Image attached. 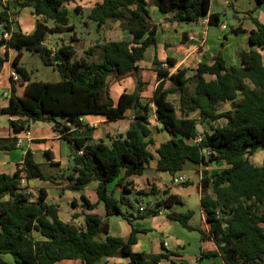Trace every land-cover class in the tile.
<instances>
[{
  "label": "trees",
  "instance_id": "obj_1",
  "mask_svg": "<svg viewBox=\"0 0 264 264\" xmlns=\"http://www.w3.org/2000/svg\"><path fill=\"white\" fill-rule=\"evenodd\" d=\"M70 1H6L0 12V24L2 35L10 33L11 36L9 39L2 36L0 46L17 51L13 68L21 76L19 83L25 85V90L18 94L17 82L13 80L10 103L0 108V114L13 117L10 124L15 133L29 130L32 121L53 122L63 139L75 149L68 188L82 190L97 180L99 201L91 203L86 198L85 201L90 211L103 201L107 213L105 216L86 213L85 226L80 227L60 218L58 206L46 201L44 190L35 199L22 184L23 177L47 179V176L34 152L28 149L23 169L18 168L13 174L0 173V264H59L66 259L97 264L105 258L126 260L106 264H160L163 260L169 264H185L179 260L178 252L149 255L135 251L133 246L140 231L136 228L129 238L109 233L112 215H121L133 222L132 216L122 211L121 200L109 191L108 184L118 179L123 169L125 175L119 178L118 184L143 175L153 159L152 102L157 119L172 135L156 149L159 170L175 176L188 161L206 166L223 161L227 167L221 172H208L202 180L201 207L210 225L208 232L190 223L194 210L174 209L176 205H184L183 199L167 189L162 192L164 197L158 203L159 208H150L151 214L157 215L165 208L170 219L189 230H198L203 241H214L217 250L203 251L202 258L221 256L225 264H264V160L261 165L251 160L259 150H264V55L260 51L264 50V23L252 17L253 27L231 28L235 34L248 33L253 45L249 51L239 53L241 66L228 65L223 54L218 53L213 63H200L194 74L188 76V68L172 72L177 63L175 58L161 61L156 56L153 67L159 83L151 101L144 102L148 83L139 74L138 62L149 47H157L160 29L152 21L151 4L165 15V21L187 24L207 17L212 0L97 2L85 20L96 22L97 30L109 21L120 22L131 38L107 40L89 48L84 57H77V49L72 44L53 50L44 43L49 34L76 30V25L70 24L67 8ZM258 2L264 4V0ZM11 7L17 10L32 7L37 16H42L32 33L16 27L8 12ZM209 22L220 24L221 14L211 13ZM72 40H76L74 36ZM96 47L103 51L98 61L90 59ZM24 49L40 53L45 64L59 71L61 79L57 82L32 79V73L20 65ZM8 50L5 57H0V69L8 58ZM130 73H135L136 88L132 93H122L115 103L110 79H121ZM191 83H195L194 91L188 93ZM176 93L180 95L179 108L170 99ZM227 102L232 103L231 109L221 111L220 106ZM129 110L135 112L129 130L125 134L109 135L111 143L72 136V130L83 125L85 115H103L109 121H116L126 118ZM195 112H199L198 117L192 116ZM220 119L226 123L214 124ZM199 124L203 131L199 130ZM17 143V136L7 144L0 138V150H12ZM190 184V181L184 183ZM125 189L129 191L126 185ZM141 213L142 217L146 216L145 212Z\"/></svg>",
  "mask_w": 264,
  "mask_h": 264
},
{
  "label": "crops",
  "instance_id": "obj_2",
  "mask_svg": "<svg viewBox=\"0 0 264 264\" xmlns=\"http://www.w3.org/2000/svg\"><path fill=\"white\" fill-rule=\"evenodd\" d=\"M6 1L7 0H0L1 7H3L0 9V12L4 9ZM102 1L103 0H71L68 2L67 8L69 10L70 20L74 21L70 22V24H75V20H85L86 15L90 13L94 5L97 2ZM77 7L79 10H77ZM263 7L264 4L259 5L260 15L257 17L262 23H264V18H262ZM150 11L152 21L158 24L160 29L157 34V47H149L146 51L145 57L138 62L139 74L141 75L142 79L149 84L147 90H145L143 93L144 102L151 101V98L154 96L155 89L159 83L157 73L153 68V61L156 56H158L161 61H165L168 57L175 58L177 63L175 67L172 68V72H175L179 68H188L189 71L187 75L191 76L194 74L200 63H213L214 57L218 53L223 54L228 65L241 66L242 62L239 53L242 51H249L253 47L249 41L248 33H232L231 28H233V26L231 27L226 19L222 17V15L220 24H210L209 15L213 13L211 9L207 17L201 19L198 22H193L195 25L194 29H198H193L191 31L184 27V23L179 24L165 21V15L152 4L150 6ZM8 12L11 15V20L15 21L18 27L27 34L32 33L36 29L38 20L42 19V16H37L34 13V9L32 7H26L20 10L11 7ZM237 18L240 19L238 16ZM224 23L227 24V29L222 27ZM49 24L52 25L51 22H49ZM248 27H253V25ZM13 28H15V26H13ZM0 29L1 39L3 36V28L1 24ZM125 32L128 34H125L123 39H130L131 34L128 31ZM184 34H186L185 39H183ZM55 37H57L56 34H49L44 42L46 46L53 50H56L63 45L60 44L57 46ZM192 37L195 39H192ZM53 44L56 46H53ZM65 44L74 45L73 43L68 42H65ZM7 50L8 49L6 46H0V57H5L7 55ZM260 51L262 52L261 49ZM148 54H152L149 59L147 57ZM16 55L17 51L9 49L8 58L0 69V108L7 107L10 103V94L13 85L12 73L14 72L13 60ZM24 55L25 52L23 50V57ZM147 71L151 72L149 77L146 76ZM130 74L135 75V73ZM126 76L121 79L114 78L116 84L113 88H111V94L115 103H118L122 93H132L136 88L134 82L135 80H132L133 82L130 85V82L125 80ZM16 86L18 89L17 93L22 94L25 90V85H20L18 81ZM151 89H153L152 94ZM226 104L229 105H226L228 107L226 110L231 109L232 103L227 102ZM151 106L153 107V112L151 116L150 128L153 133L154 144L151 145L150 148L154 153V157L147 164L143 175L132 176L128 180H124L122 183L118 184L119 178H122L125 175V169H123L120 177L108 184L109 191H111V193H113L118 199L125 192L137 194L140 192H143L142 194L156 193L157 195H162V192H164L166 189L170 190L172 193L180 195L178 188L185 186L184 183L190 181V185H197V192L201 205V197L203 194V178L208 174V172L216 173L221 172L222 170L216 171L214 168L215 163L206 166L204 164H195L190 161H188L185 164L184 169L175 176H173L168 171L159 170L157 168L159 155L157 154L156 149L161 143L170 140L172 135L165 128L164 124L157 119L155 110L156 107L153 102L151 103ZM198 114L199 112H195L192 114V116L198 117ZM134 117L135 112L133 110H129L127 112L126 118L116 121H109L103 115H85L82 118L83 125L79 128H74L72 130V136H85L90 137L93 142L105 140L107 143H111L108 136L125 134L129 130ZM11 119H13V117L10 115L0 114V138L2 139V143H9L11 138L14 136H17L18 139L21 138L23 141L20 145H17V147L12 150H0V173H15L19 166L24 163L27 150L31 149L34 152L35 159L42 164L44 174L47 176V179H25L23 184L28 188V192L33 194L35 199H37L44 190L47 195L46 201L49 204L58 206L60 218L65 222L73 223L80 227L85 226L86 213H97L101 216H105L107 213V208L103 201L99 202L97 208L91 211L88 210V206L85 201V198L91 203H96L99 201V182L97 180L92 181L82 190H72L68 188L70 184L69 178L70 176H73L72 166L75 149L72 144L63 139L61 133L55 129L54 123L47 121H32L30 122L29 130L21 133H15L10 124ZM219 164L223 166V169L227 167V164L223 161H221ZM180 177L186 178V181L182 182ZM125 185L129 191L125 189ZM209 192L211 193L212 190L209 189ZM163 197L164 196H162L160 200ZM160 200L154 205L155 208L159 206L158 203ZM73 202L75 205H73ZM142 206L146 207L145 217L141 216V212L143 211H140V207ZM140 207L137 209L136 214L129 213L130 215H128L132 216V224L121 215L110 216V235L129 238L133 228H136L140 231L138 233V241L133 246L135 251H143L149 255H155L166 251L178 252L180 254L179 260L185 264H209L212 263V259L218 257H201L203 251L217 250V245L215 242L207 240L203 241L204 243L201 247L199 255H195L194 258H189L186 254L187 241L182 237V235L185 233L179 230L178 225L180 223L170 219L167 216V210L165 208H161V211L157 215H152L150 206L142 203ZM201 213L202 225L193 226L196 228H202L208 232L210 225L205 218L202 207ZM107 261L126 262V260L121 258H105L97 264L102 262L103 264H106ZM62 263L84 264L80 260L72 259H66L59 262V264ZM160 264H169V261L163 260Z\"/></svg>",
  "mask_w": 264,
  "mask_h": 264
},
{
  "label": "rangeland",
  "instance_id": "obj_3",
  "mask_svg": "<svg viewBox=\"0 0 264 264\" xmlns=\"http://www.w3.org/2000/svg\"><path fill=\"white\" fill-rule=\"evenodd\" d=\"M259 2L258 0H212L211 2V11L213 13H220L224 19L228 22V24L232 27L238 26L243 24L244 26H252L253 21L252 17H259ZM0 3V9H2ZM251 11V12H250ZM251 13V14H250ZM264 18V7L263 13ZM249 15V16H246ZM240 17L239 18H237ZM70 22H74L70 20ZM53 24V22H51ZM76 30L75 31H68L64 34H56V45L59 46L60 44H65V42L73 43L77 48L78 56H85L86 51L96 45H101L103 42L107 40H118L123 39L126 33L120 26V22L116 21H109L105 26H103L100 30H97L96 22L92 20H75ZM18 28V25L16 26ZM187 30L191 31L195 28L193 23H187L184 26ZM198 29V28H196ZM194 29V30H196ZM3 32V29H2ZM1 34V29H0ZM76 39V41L72 40V37ZM53 44V46H56ZM25 55L22 58L20 65L27 68L28 71L32 73V79L34 80H45V81H58L60 80V73L59 71L54 70L53 66L47 65L44 63L42 56L40 53L30 51L28 49H24ZM264 55V50H262ZM103 56V51L101 47H96L94 53L90 56L91 60H100ZM152 56V54H148V59ZM147 59V60H148ZM154 68V67H153ZM151 72L147 71L146 76L149 77ZM21 78V77H20ZM133 78V79H132ZM125 80L130 82H135L136 85V77L134 74H130L126 76ZM133 80V81H132ZM20 81V79H19ZM111 88H113L116 84V81L113 77L110 79ZM169 85V84H168ZM149 84L146 85V90ZM195 83H191L188 85V93H193ZM153 89H151L152 94ZM170 99L179 108V94H173L170 96ZM228 104L224 103L220 106V110H226ZM229 106V105H228ZM226 123L225 119H220L217 121L216 125H224ZM209 128L208 125H206ZM203 128V127H202ZM201 129V128H200ZM202 130V129H201ZM204 130V128H203ZM202 130V131H203ZM251 160L256 165H260L263 163L264 160V150H259L255 155L251 157ZM214 164V163H213ZM216 171L223 170V166L219 163H215L214 166ZM179 194L183 199L184 205H176L174 209L178 211L185 212L189 209L194 210L195 215L191 219L190 223L194 226H201L202 223V213H201V205L200 199L197 192V185H189V186H181L178 188ZM164 196L157 195L156 193H146V194H137V193H123L122 196L119 197L121 200V205L125 214L130 215L129 213H137V209L140 207L142 203L153 207L160 198ZM264 209V206H263ZM179 224V223H178ZM179 230L183 231L182 237L185 238L187 241V250L186 254L189 258H194L195 255H199L201 251V247L203 245V239L201 234L198 231H190L185 229L181 224L178 225ZM7 259H11V256L6 255ZM212 263L209 264H225L224 260L221 256H218L211 261ZM66 264V263H62ZM76 264V263H72ZM80 264V263H77ZM100 264H103L100 263Z\"/></svg>",
  "mask_w": 264,
  "mask_h": 264
},
{
  "label": "built area",
  "instance_id": "obj_4",
  "mask_svg": "<svg viewBox=\"0 0 264 264\" xmlns=\"http://www.w3.org/2000/svg\"><path fill=\"white\" fill-rule=\"evenodd\" d=\"M222 27H223L224 29H227V24L224 23V24L222 25ZM10 36H11L10 33H5L3 37H4L5 39H9ZM192 39H195V38L192 37ZM164 66L167 67V64L164 63ZM20 77H21V76H20L18 73H16L15 71L12 73V79H13L15 82H18L19 79H20ZM28 135H29V133H28ZM22 141H23V140H22L21 138L18 139V143H17V145H20ZM205 152H206V154H209L208 151H205ZM82 153H83V151H80V154H82ZM23 168H24V163L21 164V165L19 166V169H23ZM25 179H26V177H23V179H22V181H21L22 184L25 182ZM180 180H181L182 182H185V181H186V178H184V177H180ZM145 210H146V207H145V206L140 207V211L145 212Z\"/></svg>",
  "mask_w": 264,
  "mask_h": 264
},
{
  "label": "water",
  "instance_id": "obj_5",
  "mask_svg": "<svg viewBox=\"0 0 264 264\" xmlns=\"http://www.w3.org/2000/svg\"><path fill=\"white\" fill-rule=\"evenodd\" d=\"M198 127H199V130H200V131H202V130H203V128H202V125H201V124H199V125H198ZM200 128H201L202 130H201ZM156 208H159V206H157Z\"/></svg>",
  "mask_w": 264,
  "mask_h": 264
}]
</instances>
